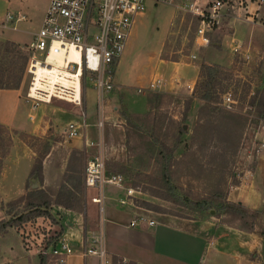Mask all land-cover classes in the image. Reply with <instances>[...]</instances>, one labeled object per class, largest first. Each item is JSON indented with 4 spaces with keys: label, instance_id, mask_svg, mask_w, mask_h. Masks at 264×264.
Instances as JSON below:
<instances>
[{
    "label": "rangeland",
    "instance_id": "rangeland-1",
    "mask_svg": "<svg viewBox=\"0 0 264 264\" xmlns=\"http://www.w3.org/2000/svg\"><path fill=\"white\" fill-rule=\"evenodd\" d=\"M9 1L12 7L17 5L22 8L29 19L19 24L25 33L8 31V34L13 33L14 37L18 35L25 42L18 44L23 48L22 54L27 59L24 60L27 68L22 85L19 90L4 91L0 97V121L6 122L0 123V202L5 210L0 208V219L5 216V220H12L14 223V226L0 234L5 235L9 230L13 234L0 239V264H10L7 259L16 253L11 251V247L15 246L13 236L18 242L20 239L26 252L31 251L33 256L41 258L37 244L41 240L48 241L47 236H57L62 230L60 222L65 224L66 220L59 216L57 204L54 203L61 187L32 188L33 184L41 186L42 180L37 174L36 178L30 175L41 162L43 164L44 155L54 146L67 150L66 146L71 141L56 136L62 123L72 119L81 121V113L85 112L87 122L93 124L97 115L96 91L90 81L82 107L58 99L35 105L27 99L26 91L31 80L28 64L32 55L27 46L41 28L49 0ZM190 1L192 0H175L171 4L149 2L146 11L137 17L134 32L130 36L128 54L129 59H134V70L141 71L144 76L150 73L154 67L153 60L157 61L161 52L167 59L189 61H195L201 54L204 57L202 61L199 59L200 73L195 84H187L188 91H182L183 83L176 80L177 92L143 93L145 102L142 104L138 90L149 89L150 84L146 87L144 81L133 83L129 90L124 91L130 97H127L125 104L120 102V120L123 123H115L116 120L112 119L111 123L105 124L104 145L107 172L121 175L124 185L142 198L140 202H146L149 209L159 213L193 219L209 218L212 210H215L202 212L190 202L227 200L232 188L250 175H246L245 170L254 163L258 155L255 148L261 146V137L264 135H257L258 114L256 107L252 108L248 103L251 93L259 86L264 89V56L252 55L248 62L233 53L232 47H225L221 34L225 21L209 33L210 43L204 47L205 52L204 48H198L196 35L200 17L190 11ZM224 1L225 7L220 10L221 14L244 17L243 0ZM7 41L9 40L5 38V34H0V74L4 80H8L16 67L15 54L6 51ZM204 62L210 64L208 68H202ZM124 70V78L128 79L129 64L126 63ZM205 71L216 76L215 96L211 101H204L199 97L203 92L202 84L207 79L205 75H200ZM122 73L121 70L119 76ZM114 76L116 80V72ZM244 82L251 85V92L245 100L242 99L246 90L243 89ZM115 91L110 94V98L112 94H116L115 97L121 100L122 96ZM227 93L232 94L235 100L233 105H224ZM221 120L230 122L228 128L231 131L229 135L225 134L230 136V144L227 146L218 138H212V126H217L215 123L219 124ZM92 128L93 141H98L101 132L96 133ZM89 148L96 153L98 151L96 147ZM263 150L264 148L261 149ZM249 153L251 158L247 159ZM29 160L32 161V170L26 181V191L23 192L14 186L24 182ZM76 160L78 164L75 165V177L79 179L83 172L82 158L78 157ZM3 174H8L9 180L3 179ZM165 175L179 187L180 196L172 197L168 192ZM10 187L15 195L12 200L7 201L6 195ZM82 188L78 196L83 200V207L87 197L89 206L95 189L89 188L86 195L84 185ZM35 189L42 190V194H31ZM47 197L51 200L50 209L54 218L30 214L33 208L29 203L39 204ZM19 216H24L25 221L17 222L16 218ZM231 216L230 219L226 216L231 223L239 227L252 226L256 233L252 238L255 251L248 254L247 259H262L260 255L264 256V243H261V238L264 240V229L259 225L261 214L247 212L242 218ZM65 226L68 224L64 228ZM260 264H264V260Z\"/></svg>",
    "mask_w": 264,
    "mask_h": 264
},
{
    "label": "crops",
    "instance_id": "crops-1",
    "mask_svg": "<svg viewBox=\"0 0 264 264\" xmlns=\"http://www.w3.org/2000/svg\"><path fill=\"white\" fill-rule=\"evenodd\" d=\"M199 1L202 2L201 5L206 4L203 0H192L190 2ZM244 1H246V3H244ZM261 1L262 0H243L242 3L244 5L242 4V11L244 12V17L239 15L230 17L227 13L221 15L220 23L225 21L224 25L221 27V34H223L224 41L223 45L225 44V47L229 46L233 49L235 44H243L245 49H250L252 52L251 55L256 57L259 55L264 56V27L249 21V19L255 18L260 8L264 7L261 5ZM48 5L49 3L44 11L43 19ZM21 9L22 8L17 7V5L12 7L9 0H0V34H5L7 40L17 44L25 42L21 41L18 35L14 37L13 33L8 34V31L25 33V30L20 28L19 24L28 20L29 17L22 11L23 9ZM8 13L19 16L26 15L27 19L18 21L17 23H11L7 21ZM137 17L138 15L135 17L123 56L115 68L117 76L116 80L114 77V91L116 90L115 92H118V95L122 96V98L119 100L115 97L116 94H112L111 98L106 103L105 115L107 117V123H111L112 119L116 120L115 123H123L120 120V102L125 104L127 97H130L129 94L126 95L124 91L129 90L133 83L144 81V86H148L154 80L161 79L166 83V86L159 91L171 93L176 91V80L183 83L181 87L182 91H188L186 85L195 84L199 77V59L202 61L204 57L201 54L198 55L195 61H189L167 59L162 56L161 52L157 61L155 59L153 60L154 67L151 68L150 73L148 72L146 76H144L141 71L137 69L134 70V59H129L128 49L130 45V36L135 28ZM14 27L16 29H14ZM222 28L224 29L222 30ZM218 30L219 29H217V31ZM170 33L171 31L169 34ZM204 47H200V49ZM205 50L204 48L203 51L205 52ZM126 63L129 64L130 68V77L128 79L124 78L126 76L124 70ZM121 70L123 73L119 76L118 73ZM139 90L138 93L141 95L139 101H143V104L145 102L143 93L153 90L146 89L142 92H139ZM4 91L7 90L0 89V97ZM85 92L86 101L87 91ZM81 114H83V112ZM80 117L83 120V116L81 115ZM76 119H78V116ZM73 120L74 119L62 123V126ZM96 121L97 115L93 124L87 122L89 125L86 136L90 140H93L91 136L92 127H94L92 128L94 132L99 133L96 127ZM0 123L6 122L0 121ZM62 126L56 131V136L59 138L61 137L58 131ZM101 133L104 140L105 128ZM261 134L264 135V132ZM68 140L71 141V143L69 142V145L66 146L68 147L66 148L67 150L60 148V146H54L53 149L44 155L42 164V185L40 186L37 184V186H39V188L41 187V189H46L58 188L67 184H83L86 189L85 194L87 195L89 188L85 185V165L89 158L95 155L96 152L94 149L85 145V139L83 137ZM78 157L82 158L83 167V172L79 179L75 177L77 173L75 172V165L78 164L76 163V158ZM30 161L31 160H29L24 182L14 186V188L23 192L26 191V181L32 170V161ZM245 171L246 175H250L245 177V179L241 181V184H237L232 188L227 201L244 205L250 211H258L259 214H261L259 225L264 229V150L257 155L254 163H252L249 168H246ZM7 175L8 174L4 176L3 174V179L9 180L10 176ZM124 184L125 182L123 183V187L107 185L104 188V198L102 200L104 207V212L102 214L103 221L101 220L100 206L92 200L99 195L98 190L95 188V195L90 199L91 205L88 206L86 197L85 205L80 211L66 209L57 205V213L65 218L68 224L64 232L68 235L72 234V244L76 252L75 255L68 259L67 264L95 263L94 259L85 260L81 256V244L85 231L90 233L91 231L98 230L101 226V221L104 228V236L109 256L115 261L125 260V264H260L261 261L264 260L263 255H260L262 259L259 257H257L256 260L247 259V255L255 251L252 238L256 233L254 229H251L252 226L239 227L231 223L229 219L232 216L230 214L228 215V213H225L217 215L216 212L213 211V213H210L211 215L209 218L189 219L177 215L159 213L137 203L136 200L139 199V201H141L142 198H139V196L135 194L128 195L127 189L130 188L126 187ZM6 187H9L8 184H6ZM11 188L12 187L9 188L10 191H8L6 195L7 201L12 200L15 195V193L11 192L13 191ZM123 201L125 202L122 203ZM1 204L2 202H0V208L3 209ZM142 216L148 221H154V225H149L146 222L140 221H137L134 226L131 225L133 221L139 220ZM226 216L229 217V219H227ZM4 218L5 216L2 219ZM10 234L13 235L11 230H9L7 234L0 236V239ZM13 237L15 246L11 247V251H15L16 253L14 252L15 254L12 258L7 259L10 264H41V259L38 256H33L34 253L32 254L31 251L26 252L22 247L20 239L18 242L16 237ZM257 242H260V240ZM261 243H264L263 238H261ZM46 257L45 260L47 264H56L52 256Z\"/></svg>",
    "mask_w": 264,
    "mask_h": 264
},
{
    "label": "built area",
    "instance_id": "built-area-1",
    "mask_svg": "<svg viewBox=\"0 0 264 264\" xmlns=\"http://www.w3.org/2000/svg\"><path fill=\"white\" fill-rule=\"evenodd\" d=\"M174 1L50 0L41 28L27 46L32 54L28 64L31 80L26 91L27 99L35 105L51 103L58 99L82 107L85 102L86 87L90 81L96 91V127L102 132L107 123L105 106L115 89V68L126 49L135 17L146 11L149 2L171 4ZM261 5L264 6L263 0ZM189 7L193 14L200 17L196 35L197 46L198 48L207 46L210 43L209 33L220 24L222 15L220 10L225 7V1L208 0L205 5L190 2ZM26 19V15L7 14V21L11 23ZM249 21L264 27V7L260 8L255 18ZM232 51L248 62L252 57L250 49H245L243 44H235ZM71 52H75V59L68 58ZM52 54L63 55L64 63L59 66L50 58ZM38 64L46 68L45 71L43 69L44 73L39 72ZM262 85L264 88V81ZM165 86L166 83L163 80L156 79L151 82L149 89L159 91ZM142 91L139 90V92ZM223 103L224 105L235 103L231 93L225 94ZM82 116V121L67 122L59 129L58 134L61 138L68 139L83 137L86 146L98 149L97 153L87 161L85 185L99 192V195L92 200L100 206L102 220L104 188L107 185L123 187L124 178L107 172L102 133L98 141L88 139L86 132L89 124L84 112ZM257 125V135H259L264 132V120L259 119ZM263 148L264 138H262L261 146L255 148V152L259 154ZM250 158L249 153L247 159ZM127 193L132 195L133 190L127 189ZM102 221L98 230L90 233L85 231L81 244V256L85 260L94 259V264H125V260L115 261L109 256ZM137 221L146 222L149 225L155 223L142 216L131 225L134 226ZM54 237L56 235L47 236L48 241L41 240L37 244L39 253L43 256H52L56 264H67L68 259L76 253L72 244V234L68 235L64 232L54 244H49Z\"/></svg>",
    "mask_w": 264,
    "mask_h": 264
},
{
    "label": "trees",
    "instance_id": "trees-1",
    "mask_svg": "<svg viewBox=\"0 0 264 264\" xmlns=\"http://www.w3.org/2000/svg\"><path fill=\"white\" fill-rule=\"evenodd\" d=\"M5 44L7 45L6 51L8 53H14L15 54L14 55L15 56L14 63L16 65V67L13 69V73L9 76L8 80H4V78L0 74V89L19 90V88L22 85V82L24 79V73L26 72V68H27V65H25L24 60H27V59L22 54L23 48L21 46H19L16 43L10 42V41L5 42ZM204 63L205 64L202 65V68L203 67L208 68L209 67L208 65H210V64H208L206 62H204ZM202 75H203V77L205 75L207 79L202 84L201 91H203V92H201V96H199V97L204 101H211L213 99V97L215 96L214 87H215V82H216V76L211 74V72L207 73L206 71L201 72L200 76H202ZM238 87H240V86L238 85ZM243 87H244L243 89L247 90V91L245 90V93H243V97H242V99L245 100L246 96H248L251 92V90H250L251 85L250 84L248 85V84H246V82H244ZM251 95L252 96L250 97V101L248 103L249 106H251L252 108L256 107V111L258 114V120L259 119L264 120V89H262L259 86L257 88V90L253 92V94L251 93ZM258 120H257V123H258ZM215 124L217 126H215V125L212 126V136H213L212 138L213 139L218 138L224 146L229 145L230 144V136L228 137L225 134H228L231 131L228 128V125L230 126V122L226 121V120H221V123H219V124L215 123ZM35 174H37L38 178H40L42 180V162L36 171L33 170L30 177L34 178ZM164 181H165L167 190H168V192L171 193L172 197L180 196L179 195L180 192H178L179 187L171 182L168 175H165ZM82 186H83V184L63 185L61 187V189L59 190L54 203H56L59 206L66 208V209L82 210L83 200H82V198H80L78 196V193L80 191H82V189H83ZM42 192L43 191L40 189H35L31 192V194L38 195V194H42ZM136 202L139 203L140 205L144 206L145 208L149 207V204H146V202L142 203L139 200H136ZM50 204H51V200L49 199V197H47L46 200H44L43 202H41L39 204L29 203V205H31L33 208V210H31V211H34V212L30 211V214L32 213L33 215H36V216L46 215L47 217L54 218V216L51 212V209H50ZM190 204L193 205L194 207H196L197 210H200L202 212H209L212 209H214L217 215L228 213V214L237 216V218H242L243 216H246L247 212L255 213L257 215L259 214L258 211H250L244 205H241L239 203L229 202L227 200L217 201V200L205 199V200L198 201V202H190ZM59 216H60V214H59ZM24 218H25L24 216H19L16 218V220H17V222H23ZM60 225L62 227L60 234L58 236L52 238V242L49 244H54L59 239V237L64 233V230H65L64 225H67V222L65 224H64V222H60ZM12 226H14V223L12 220H5V218L0 220V234L6 232L8 230V228H10ZM65 227H67V226H65ZM251 229H253V227ZM46 258H47L46 256L41 255V258H40L41 264H47L46 260H45Z\"/></svg>",
    "mask_w": 264,
    "mask_h": 264
},
{
    "label": "bare ground",
    "instance_id": "bare-ground-1",
    "mask_svg": "<svg viewBox=\"0 0 264 264\" xmlns=\"http://www.w3.org/2000/svg\"><path fill=\"white\" fill-rule=\"evenodd\" d=\"M75 57H76L75 56V52H71V54L68 56L69 59H75ZM50 58L55 60L57 62V64H59V66L64 63V56L63 55H58V54L54 55V54H52ZM43 69H44V71L46 70V68H43V66L38 64V70H39L40 73L41 72L44 73Z\"/></svg>",
    "mask_w": 264,
    "mask_h": 264
},
{
    "label": "water",
    "instance_id": "water-1",
    "mask_svg": "<svg viewBox=\"0 0 264 264\" xmlns=\"http://www.w3.org/2000/svg\"><path fill=\"white\" fill-rule=\"evenodd\" d=\"M35 186H37L36 184H34L33 186H32V188H34ZM212 213H213V210H212Z\"/></svg>",
    "mask_w": 264,
    "mask_h": 264
}]
</instances>
